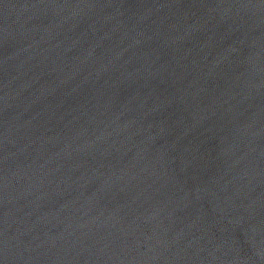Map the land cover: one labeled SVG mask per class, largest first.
I'll return each instance as SVG.
<instances>
[{
    "label": "water",
    "instance_id": "water-1",
    "mask_svg": "<svg viewBox=\"0 0 264 264\" xmlns=\"http://www.w3.org/2000/svg\"><path fill=\"white\" fill-rule=\"evenodd\" d=\"M0 264H264V0H0Z\"/></svg>",
    "mask_w": 264,
    "mask_h": 264
}]
</instances>
